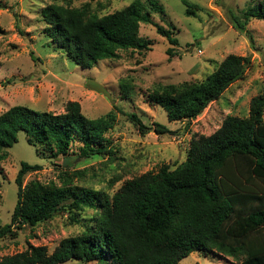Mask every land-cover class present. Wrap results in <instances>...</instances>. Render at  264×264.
Segmentation results:
<instances>
[{
    "label": "trees",
    "instance_id": "obj_1",
    "mask_svg": "<svg viewBox=\"0 0 264 264\" xmlns=\"http://www.w3.org/2000/svg\"><path fill=\"white\" fill-rule=\"evenodd\" d=\"M182 3L188 16L200 8L187 0ZM101 9L90 2L77 6L73 0H50L39 16L55 48L82 68L119 60L122 51L151 50V40L139 34L142 24L166 39L168 58L177 54L174 27L154 20L155 14L166 17L158 0H131L103 14ZM230 17L233 27L244 31L249 21H264V0L248 3ZM247 61L228 54L204 78L158 83L145 97L165 111L169 122L189 121L244 78ZM118 87L121 99L135 93L126 78ZM128 117L140 133L149 128L135 113ZM115 119L111 112L90 118L75 101L59 114L14 105L0 114V164L19 131L36 151L46 149L54 157L75 154L76 162L93 156L112 159L107 135ZM153 129L158 135L175 134L159 122ZM41 168L20 162L14 178L17 199L9 222L0 226V238H15L19 230L34 229L56 216H65V223L78 231L51 252L28 244L2 257L0 264H178L192 251H214L237 264H264V94L250 99L246 116L226 115L214 132L195 136L185 160L175 167L162 165L156 172L127 179L111 196L74 183L84 176V168L66 172L59 183L24 181ZM119 179L115 174L110 182Z\"/></svg>",
    "mask_w": 264,
    "mask_h": 264
},
{
    "label": "rangeland",
    "instance_id": "obj_2",
    "mask_svg": "<svg viewBox=\"0 0 264 264\" xmlns=\"http://www.w3.org/2000/svg\"><path fill=\"white\" fill-rule=\"evenodd\" d=\"M50 0H0V114L14 105H24L55 114L64 112L70 101L78 102L83 114L97 118L109 112L116 116L108 132L111 158L93 156L76 162V155L52 156L51 152L27 141L24 131L9 148L7 158L0 164V226L9 222L17 199L14 182L21 161L42 166L27 174L24 181L60 182L66 172L87 169L74 183L111 196L125 180L145 172H156L162 165L170 168L185 160L195 136L214 132L226 115L244 117L250 99L264 94V21L251 20L244 31L231 23V12L260 0H187L200 8L193 15L185 14L182 0H158L166 17L157 14L154 20L174 27L179 41L177 54H165L167 41L151 25L142 24L139 34L150 39L151 50L142 54L122 51L119 60H100L90 68H82L62 54L51 38L45 35L39 10ZM131 0H73L77 6L90 2L102 5L100 14L109 13ZM228 54L247 57L245 76L235 81L218 100L212 102L196 118L169 122L159 105L149 103L147 91L158 83L201 79ZM35 57L36 59L32 58ZM126 78L135 93L121 99L118 87ZM135 113L149 128L140 133L128 115ZM166 125L175 134L158 135L153 123ZM76 152V150L74 151ZM120 179L112 181L113 175ZM65 216H56L34 229L25 227L15 238H0V261L5 255L23 251L28 244L42 245L51 252L61 239L75 234L78 228L65 223ZM59 264H84L69 260ZM85 264H94L88 262ZM178 264H237L231 257L192 251Z\"/></svg>",
    "mask_w": 264,
    "mask_h": 264
}]
</instances>
